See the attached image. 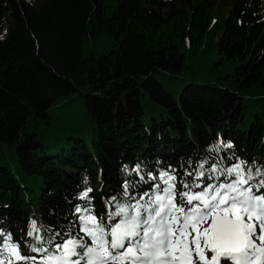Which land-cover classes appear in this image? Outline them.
<instances>
[{
    "label": "trees",
    "instance_id": "1",
    "mask_svg": "<svg viewBox=\"0 0 264 264\" xmlns=\"http://www.w3.org/2000/svg\"><path fill=\"white\" fill-rule=\"evenodd\" d=\"M240 162L264 180V0H0V240L28 258L14 264L82 236L77 208L110 229L159 173L199 192Z\"/></svg>",
    "mask_w": 264,
    "mask_h": 264
},
{
    "label": "snow or ice",
    "instance_id": "2",
    "mask_svg": "<svg viewBox=\"0 0 264 264\" xmlns=\"http://www.w3.org/2000/svg\"><path fill=\"white\" fill-rule=\"evenodd\" d=\"M132 171L144 179L138 166ZM211 172L230 179L218 185H193L202 188L199 192L185 191L190 186L181 183L178 192L176 175L159 173L161 183L151 186L155 193L118 205L110 215L120 219L110 229L89 209L77 208L83 235L55 244V252L44 255L42 264H264V180L253 186L254 177L243 162L222 173L212 167ZM195 175L201 179L205 173ZM123 187L129 195V184ZM90 192H83L81 198L87 199ZM38 231L33 222L28 235ZM35 238L43 243L38 235ZM0 243V256L8 253V264H14L12 257L28 259L20 255L19 244L11 243L10 236ZM32 250L48 253L47 248Z\"/></svg>",
    "mask_w": 264,
    "mask_h": 264
},
{
    "label": "rangeland",
    "instance_id": "3",
    "mask_svg": "<svg viewBox=\"0 0 264 264\" xmlns=\"http://www.w3.org/2000/svg\"><path fill=\"white\" fill-rule=\"evenodd\" d=\"M70 104L69 105L72 108L73 112L78 114L79 120H81L86 125L87 133L88 134L93 133L94 132L93 127H91V124L88 122L87 112L85 111L86 109L84 108V104L82 103V101L81 100H75ZM65 111L66 110H64V108H62V109L56 108V109H53L52 115L56 119L58 118L57 122H61L63 117H64Z\"/></svg>",
    "mask_w": 264,
    "mask_h": 264
}]
</instances>
